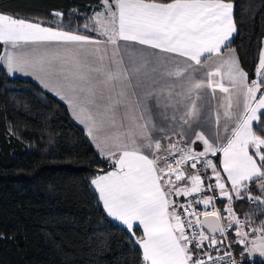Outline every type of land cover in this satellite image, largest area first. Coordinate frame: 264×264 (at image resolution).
<instances>
[{
  "label": "snow or ice",
  "instance_id": "1",
  "mask_svg": "<svg viewBox=\"0 0 264 264\" xmlns=\"http://www.w3.org/2000/svg\"><path fill=\"white\" fill-rule=\"evenodd\" d=\"M234 9L99 0L90 14L71 10L83 23L70 30L63 12L46 22L0 11V66L38 81L84 126L111 168L89 185L140 264H264V38L249 81Z\"/></svg>",
  "mask_w": 264,
  "mask_h": 264
},
{
  "label": "trees",
  "instance_id": "2",
  "mask_svg": "<svg viewBox=\"0 0 264 264\" xmlns=\"http://www.w3.org/2000/svg\"><path fill=\"white\" fill-rule=\"evenodd\" d=\"M233 2L239 35L232 46L251 81L264 38V0ZM98 3L0 0V11L46 22L63 12L70 30L83 22L75 14L70 22L71 10L90 14ZM109 169L64 102L0 66V264H140L139 249L128 247L123 226L106 216L89 185Z\"/></svg>",
  "mask_w": 264,
  "mask_h": 264
},
{
  "label": "crops",
  "instance_id": "3",
  "mask_svg": "<svg viewBox=\"0 0 264 264\" xmlns=\"http://www.w3.org/2000/svg\"><path fill=\"white\" fill-rule=\"evenodd\" d=\"M22 18V17H21ZM5 46L3 45V48H4ZM2 54H3V51H2ZM242 67V66H241ZM10 77H12V78H14V77H20V78H26V79H30V80H32V81H34L35 83H37L40 87H42L43 88V86L38 82V81H36L35 79H33L32 77H29V76H23V75H21V74H15V75H13V76H10ZM250 81V80H249ZM44 90H46L47 92H49V93H51L52 95H54L56 98H58L59 100H60V98L59 97H57L54 93H52V92H50V91H48L47 89H45V88H43ZM259 95V94H258ZM62 101V100H61ZM62 102H64V101H62ZM65 103V102H64ZM66 104V103H65ZM66 106L68 107V105L66 104ZM68 110H69V108H68ZM69 114H70V116H71V118H72V120L77 124V125H79L81 128H83V130H84V126L83 125H81V124H79L73 117H72V115H71V112H70V110H69ZM85 131V130H84ZM213 160H214V162H215V160H216V158L215 157H211ZM218 167H219V165H218ZM111 169H109L108 171H110ZM189 171H191L190 169H189ZM107 172V171H106ZM104 173V172H103ZM103 173H101V174H103ZM209 173H210V170H209ZM223 175V174H222ZM182 183V182H181ZM98 195V194H97ZM174 199H177L178 201H183L184 199H185V197H179V198H174ZM219 204H220V206L222 207V209H223V205L224 204H226V200L222 203V201H221V199L219 198ZM223 215H225V213L223 212ZM116 223H118V222H116ZM120 225V224H119ZM122 226V225H121ZM139 235V234H138ZM231 236L233 237L234 236V232H232L231 233ZM259 259L260 258H257V260L259 261Z\"/></svg>",
  "mask_w": 264,
  "mask_h": 264
},
{
  "label": "built area",
  "instance_id": "4",
  "mask_svg": "<svg viewBox=\"0 0 264 264\" xmlns=\"http://www.w3.org/2000/svg\"><path fill=\"white\" fill-rule=\"evenodd\" d=\"M198 167H200V165H198ZM209 175H210V173H208ZM202 175H204L203 173H202ZM208 181L206 180V183H207ZM213 183H214V181H212ZM213 193H211V192H204V193H201V194H198L199 196H207V195H212ZM187 199H192V197H189V198H185L183 201H181V202H186V200ZM215 204H216V207L217 208H220L221 209V213H222V215H223V209H222V207L220 206V204H219V198L217 197V199H216V201H215ZM195 207L197 208V210H198V212H202V211H204L205 209H204V207H203V205H195ZM208 210H211V208H209ZM189 211H191V208L189 209ZM231 233L232 232H230L229 233V238L231 239L232 238V236H231ZM212 253H213V255H215V253H216V249H212ZM234 254H235V251H234Z\"/></svg>",
  "mask_w": 264,
  "mask_h": 264
},
{
  "label": "rangeland",
  "instance_id": "5",
  "mask_svg": "<svg viewBox=\"0 0 264 264\" xmlns=\"http://www.w3.org/2000/svg\"><path fill=\"white\" fill-rule=\"evenodd\" d=\"M24 19H27V18H24ZM83 23V22H82Z\"/></svg>",
  "mask_w": 264,
  "mask_h": 264
}]
</instances>
